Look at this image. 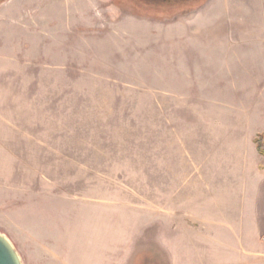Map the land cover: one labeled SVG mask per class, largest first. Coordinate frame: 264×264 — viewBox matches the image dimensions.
<instances>
[{
    "label": "rangeland",
    "instance_id": "rangeland-1",
    "mask_svg": "<svg viewBox=\"0 0 264 264\" xmlns=\"http://www.w3.org/2000/svg\"><path fill=\"white\" fill-rule=\"evenodd\" d=\"M187 2L0 0V233L23 264H171L198 143L238 130L264 157V0Z\"/></svg>",
    "mask_w": 264,
    "mask_h": 264
},
{
    "label": "crops",
    "instance_id": "crops-1",
    "mask_svg": "<svg viewBox=\"0 0 264 264\" xmlns=\"http://www.w3.org/2000/svg\"><path fill=\"white\" fill-rule=\"evenodd\" d=\"M231 131L191 152L182 222L165 225L171 264H264V157L253 135Z\"/></svg>",
    "mask_w": 264,
    "mask_h": 264
},
{
    "label": "water",
    "instance_id": "water-1",
    "mask_svg": "<svg viewBox=\"0 0 264 264\" xmlns=\"http://www.w3.org/2000/svg\"><path fill=\"white\" fill-rule=\"evenodd\" d=\"M0 264H23L13 243L2 233H0Z\"/></svg>",
    "mask_w": 264,
    "mask_h": 264
},
{
    "label": "flooded vegetation",
    "instance_id": "flooded-vegetation-1",
    "mask_svg": "<svg viewBox=\"0 0 264 264\" xmlns=\"http://www.w3.org/2000/svg\"><path fill=\"white\" fill-rule=\"evenodd\" d=\"M162 1H164V4H167V3H172V4H179V5H187L188 4V2H187V0L185 1V0H162ZM184 2H186V3H184Z\"/></svg>",
    "mask_w": 264,
    "mask_h": 264
}]
</instances>
